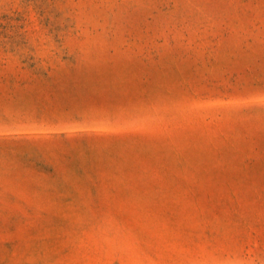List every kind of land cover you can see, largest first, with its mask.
<instances>
[{"label":"rangeland","instance_id":"rangeland-1","mask_svg":"<svg viewBox=\"0 0 264 264\" xmlns=\"http://www.w3.org/2000/svg\"><path fill=\"white\" fill-rule=\"evenodd\" d=\"M0 264H264V0H0Z\"/></svg>","mask_w":264,"mask_h":264}]
</instances>
